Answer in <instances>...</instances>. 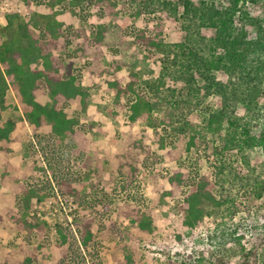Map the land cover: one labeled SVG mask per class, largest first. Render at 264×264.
Segmentation results:
<instances>
[{
    "label": "rangeland",
    "instance_id": "obj_1",
    "mask_svg": "<svg viewBox=\"0 0 264 264\" xmlns=\"http://www.w3.org/2000/svg\"><path fill=\"white\" fill-rule=\"evenodd\" d=\"M47 1L30 0V7L26 6L24 0H0V11L12 9L25 19L32 11L54 12L64 21L68 44L66 43L61 52L64 62L61 73L71 64L79 75L80 83L91 88L88 108L83 109L77 100L66 111L70 116L79 113L80 124L85 125L89 132V144L84 150H77L73 141L56 145L45 130L26 124L21 129V141L11 145V151L0 152V175L6 169L4 160L15 163V167L6 170L5 181L9 185H4L0 180V203L6 209L12 206L10 201L16 194L19 195L12 189L20 185L36 190L45 187L31 196L32 206L30 205L29 210L30 215L34 214L39 221L46 222L42 238H38L36 233L27 238L23 230L20 231L11 219L5 217V210H0V216L3 217L0 218V261L21 264L28 255L35 254L36 260L32 264H236L239 254L234 253L233 246L223 248L219 254L223 255V260H217L218 254H212L215 249L211 250L205 232L198 234L199 237L194 236L193 247L185 241L182 245L175 243L174 234L180 232L178 217L169 197H161L163 190H170L166 172L181 167L192 174L203 175L210 181L220 176L234 181L237 173L242 172L250 173L264 183L263 152L258 149L249 152L248 163H242L241 153L233 148L230 134L220 131L223 127L218 123L219 117H214L218 116L217 112L221 107V100L216 93L201 99V105L189 115V121L195 125H210L211 128L205 131L202 143L181 156L175 150L177 133L166 134L160 131L156 134L152 128L144 131L141 127L145 124L140 122L127 126L125 123L128 113L123 109L126 100L120 105V101H115L105 87V81L115 75L114 69L109 67L110 62L116 61L121 65L122 75L125 77L131 70L137 71L140 76L137 77V87L147 95L148 89L144 88V82L158 76V69L162 68L171 53V45H178L185 40L186 33L181 21L184 0H163L166 2L164 6H155L152 3L148 7L146 3L144 7L148 10L151 8L152 12L143 8L145 12L138 18H133L128 12L133 11L135 1L142 6L145 0H122L124 6L120 9L126 13L121 17L105 15L93 6L94 0H85L82 6L73 9L66 4L51 9ZM192 1L195 4L199 2ZM213 2L221 9L230 7L223 0ZM247 10L253 16L262 12L255 5H249ZM4 25L5 20L0 17L2 39L7 38L2 29ZM151 25L159 31V41L163 43L164 50L144 51L134 41L133 36L139 29ZM103 30L107 34L103 43H96V34ZM116 46L121 47L120 54ZM137 48H141L139 53ZM137 57L138 60L126 65L130 59ZM212 74L218 80L224 79L219 71H212ZM173 84L178 92L182 89L179 82H166L167 86ZM8 99L15 101L13 92L8 95ZM38 101L52 102V97L43 91ZM73 110L79 112L74 114ZM240 110L237 107L235 111L237 113ZM19 117L18 113L11 111L4 115V120L11 118L19 121ZM91 121H95L97 125L93 126L89 123ZM138 129L143 132V143L140 147L142 150L138 148L139 145L134 147L133 143L138 137ZM118 131H121L119 136ZM162 137L165 138L164 150L159 149ZM81 153H86L90 158L89 166L94 163L96 154L102 153L106 156L103 173L97 172L96 164L90 174L87 173ZM130 164L136 165L139 170L135 174L137 177L135 176L133 185L123 189L121 182L130 185L133 180ZM15 175L18 181L13 185ZM74 187L77 195H70L68 191L75 190ZM132 193H137L139 204L134 201L138 205L133 203L126 208L127 203L124 200L128 201L127 195ZM41 194L47 197L38 202ZM21 198L22 205L18 210L20 213L28 206L24 197ZM263 200L255 199L249 187H244L240 193V201L248 207L249 212H239L235 217V222L240 225L236 235L241 236L243 246L246 243L247 247L255 245L258 238L263 240V249L258 252V264H264ZM138 207L153 217L155 224L151 233L140 232L133 226L131 209ZM84 220L92 223V240L85 248L79 243L78 234V225ZM57 224L62 226V232L67 236L65 242L61 241V235L55 229ZM200 231L202 230L199 229L198 233ZM189 234L184 232V235ZM159 248L165 252L160 253ZM188 255H191L190 260H187ZM127 257H131V262Z\"/></svg>",
    "mask_w": 264,
    "mask_h": 264
},
{
    "label": "trees",
    "instance_id": "obj_2",
    "mask_svg": "<svg viewBox=\"0 0 264 264\" xmlns=\"http://www.w3.org/2000/svg\"><path fill=\"white\" fill-rule=\"evenodd\" d=\"M84 1L48 0L47 5L53 9L66 4L73 9L82 6ZM121 1L94 0L93 6L105 15L121 17L126 13L120 9L124 6ZM223 1L229 3L230 7L221 9L213 0H199L197 4L192 0H184L181 21L186 33L185 40L178 45H171V53L162 68L158 69V76L144 82V88L148 89L147 95L137 87V77H140L137 71L132 68L125 77L122 75L121 65L116 61L110 62L109 67L114 69L115 75L105 81V87L115 101H120V105L126 100L123 109L128 113L125 123L127 126L140 122L145 124L141 127L144 131L152 128L156 134L160 131L166 134L177 133L175 150L181 156L202 143L205 131L211 128L210 125H195L189 121V115L201 105V99L216 93L221 100V107L217 112L218 116L214 117H219L218 123L223 127L220 131L230 134L233 148L241 153L242 163L247 164L249 152L258 149L264 154V0ZM24 2L31 7L30 0ZM134 3L133 11L128 12L133 18H138L148 10L144 7L146 3L148 7L152 3L155 6L166 4L163 0L161 3L159 0H145L143 7L136 1ZM249 5L260 7L261 14L251 15L247 10ZM148 12H152L151 8ZM0 17L5 20L2 29L7 36L6 39L0 36V152L11 151V145L21 141V129L26 124L45 130L56 145L73 141L77 150H84L89 144V132L85 125L80 124L79 113L70 116L66 109L77 100L83 109L88 108L91 88L80 83L73 65H67L65 72L61 73L64 68L61 52L66 43L68 44L64 21L54 12L44 11H32L25 19L19 12L9 9L6 12L0 11ZM105 35L107 34L103 30L96 34L94 41L103 43ZM133 39L144 51L164 50L163 43L159 41V31L154 25L139 29ZM116 47L120 54L121 47ZM141 48L136 49L138 53ZM136 50L132 49L133 52ZM135 60L138 57L130 59L126 65ZM212 71L221 72L224 79H216ZM167 81L179 82L182 89L178 92L176 85L167 86ZM43 91L52 97V102L38 101ZM11 92L15 97L12 102L8 99ZM237 107L241 110L236 113ZM11 111L20 115L19 121L11 118L4 120V115ZM76 111L78 110L72 112L75 114ZM89 123L93 126L96 124L95 121ZM141 130L133 141L134 147L139 145V149L143 143ZM120 133L118 131V136ZM161 140L159 149L164 150L165 138L162 137ZM85 154L81 153L80 157H84L86 172L90 174L96 164L97 172L102 174L106 156L102 153V156L96 154L94 163L89 166L90 158ZM4 164L6 169L1 173L0 180L8 186L9 183L5 181L6 170L15 167V163L4 160ZM130 166L133 180L130 185L121 182L123 189L133 185L132 182L137 177L135 174L139 168L133 164ZM13 179L15 183L12 184L15 185L18 181L17 175ZM166 179L170 190H163L161 197H169L178 217L180 232L174 234L177 245H182L185 241L193 247L195 238L205 232L211 250L215 249L212 250L215 254H212H218L217 260L222 262L223 255L219 254L223 248L233 246L234 253L239 254L236 264H258V252L263 249V240L258 238L255 245L247 247L246 243L243 246L241 236L236 235L240 225L235 222V217L239 212H249L248 207L240 201V193L244 187H249L255 199H264V183L260 178L239 172L234 181L222 176L210 181L203 175H195L177 167L166 172ZM12 190L19 195L16 194L10 201L12 206L8 209L0 203V210H5V217L11 219L20 231L23 230L27 238L34 233L42 238L46 222L39 221L34 214L30 215L29 210L30 205L32 206L31 196L41 190L28 189L22 185ZM76 192V188L68 191L70 195H77ZM21 197H24L28 206L20 213L18 210L22 205ZM46 197L41 194L38 202ZM127 197L129 200H124L127 203L126 208L137 201V193L128 194ZM137 203L139 204L138 201ZM130 214L135 228L143 233L152 232L155 222L151 215L142 211L141 207L131 209ZM0 218L3 219L2 216ZM91 224L84 220L78 225L79 243L84 248L92 240ZM55 229L61 235V241L65 242L67 236L63 234L62 226L57 224ZM199 229L202 231L198 233ZM184 232H189V236L184 235ZM71 236L74 238L73 234ZM159 250L160 253L165 252L160 248ZM26 258L21 264H32L36 260L35 254ZM130 258L127 257L131 262ZM190 258L191 255H188L187 260ZM0 264L10 262L3 260Z\"/></svg>",
    "mask_w": 264,
    "mask_h": 264
}]
</instances>
